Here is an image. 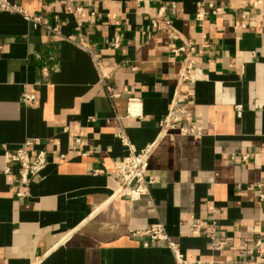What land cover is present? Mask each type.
Returning <instances> with one entry per match:
<instances>
[{
  "label": "crops",
  "instance_id": "1",
  "mask_svg": "<svg viewBox=\"0 0 264 264\" xmlns=\"http://www.w3.org/2000/svg\"><path fill=\"white\" fill-rule=\"evenodd\" d=\"M12 1L60 34L0 11V264H176L165 241L130 233L157 221L188 258L264 264L250 258L257 236L264 253V202L254 187L264 191V4ZM200 3L224 12L198 20ZM161 7L196 45L203 75L195 83L179 81L182 56L172 50L179 42L150 24L149 12ZM25 91L36 94L34 106L22 103ZM176 96L190 113L184 124L196 123L200 133L160 129ZM131 97L140 98L142 118L125 117ZM120 133L137 149L157 140L148 166L156 182L133 202L113 195V164L127 154ZM32 138L39 141L33 155L44 149L49 163L26 189L17 166L5 173L4 151Z\"/></svg>",
  "mask_w": 264,
  "mask_h": 264
},
{
  "label": "built area",
  "instance_id": "2",
  "mask_svg": "<svg viewBox=\"0 0 264 264\" xmlns=\"http://www.w3.org/2000/svg\"><path fill=\"white\" fill-rule=\"evenodd\" d=\"M145 5L148 0H139ZM260 4H264V0H252L251 2H244V6H253L258 8ZM77 11H81L82 7L77 6ZM0 11L9 12L13 14H20L26 20L30 21L34 27L42 28L48 32L60 34L59 26L52 24L47 18L30 13L26 8L19 3L12 0H0ZM224 12V7L213 3L207 6L200 3L197 7L196 18L198 20H204L206 16L214 15L219 16ZM91 20L95 19V12H91L89 15ZM149 20L152 27L163 30L167 33L172 42H179L178 45L173 46L172 50L175 55L182 56L181 63L182 68L179 73L180 83L188 82L195 83L201 79L203 73L202 69L197 65V53L196 45L192 40L183 38L181 32L175 27L172 17L167 13L165 7L159 8L156 12H149ZM81 31V26L77 27ZM81 36V33H79ZM121 39L119 37L115 40V46H119ZM205 43L203 46H207ZM94 63L97 65V57L91 52ZM43 74L47 75L48 68L43 66ZM109 78L108 74H103L101 80L105 81ZM112 96L115 94H111ZM37 101V96L33 92L25 91L22 96V103L25 106H34ZM182 96H176L168 114L160 121V129L169 134H198L201 129L196 123L191 126H186L184 120L190 116V113L184 112L183 108L179 105L184 102ZM194 101L189 99L186 101L188 106L192 105ZM261 107V106H260ZM239 109V106L237 107ZM143 108L140 98L131 97L127 102V110L125 117L127 118H142ZM118 138L124 146L127 148V154L116 160L113 164L114 176L116 179V189L113 191L114 196H121L129 199L130 201L138 200L144 195L150 194L151 186L156 182L154 176L148 174L149 160L156 147L157 140L153 141L143 148L137 149L131 143L129 138L124 134H118ZM75 145L81 144V139L78 137L74 140ZM39 144L38 139L32 138L26 140L21 146L12 150L6 149L4 151V157L6 160L5 173L13 172L14 166H17L16 175L19 183L28 188L32 179L39 176L43 169L49 163L47 152L44 149H39L34 155L31 150V146ZM252 155V152L248 151L242 154L241 160L247 161ZM257 195L261 202H264V191L262 189L263 184H255ZM27 191L20 193L22 196H26ZM194 226H199L201 222L194 220ZM209 229V237L212 243L215 244L216 233L218 231V224L216 221H210L207 223ZM132 236H147L151 241H165L166 246L172 252L176 264H240V260H215V259H201V258H188L181 250L179 244L171 239L163 222L157 221L151 224L145 230H132ZM249 244L248 238H244L243 247H247ZM263 242L260 236L254 239V253L250 258H254L256 262H264ZM222 244H218L216 249H221Z\"/></svg>",
  "mask_w": 264,
  "mask_h": 264
}]
</instances>
